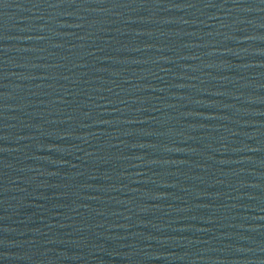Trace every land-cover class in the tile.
I'll return each mask as SVG.
<instances>
[{"label":"water","instance_id":"95a60500","mask_svg":"<svg viewBox=\"0 0 264 264\" xmlns=\"http://www.w3.org/2000/svg\"><path fill=\"white\" fill-rule=\"evenodd\" d=\"M0 264H264V0H0Z\"/></svg>","mask_w":264,"mask_h":264}]
</instances>
